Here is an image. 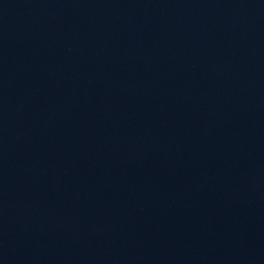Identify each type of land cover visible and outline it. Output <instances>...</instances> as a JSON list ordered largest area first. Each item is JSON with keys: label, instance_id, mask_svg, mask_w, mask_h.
I'll return each mask as SVG.
<instances>
[{"label": "water", "instance_id": "95a60500", "mask_svg": "<svg viewBox=\"0 0 264 264\" xmlns=\"http://www.w3.org/2000/svg\"><path fill=\"white\" fill-rule=\"evenodd\" d=\"M126 0H0V206Z\"/></svg>", "mask_w": 264, "mask_h": 264}]
</instances>
